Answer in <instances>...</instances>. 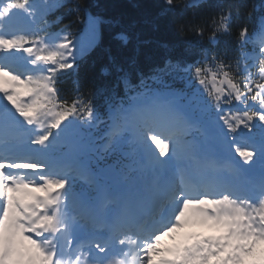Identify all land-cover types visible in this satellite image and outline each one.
Instances as JSON below:
<instances>
[{
    "label": "snow or ice",
    "instance_id": "snow-or-ice-1",
    "mask_svg": "<svg viewBox=\"0 0 264 264\" xmlns=\"http://www.w3.org/2000/svg\"><path fill=\"white\" fill-rule=\"evenodd\" d=\"M204 2L163 0L162 14ZM65 6L0 4V264H264V7L252 36L238 30L232 56H167L136 67V83L114 63L102 115L78 82L71 101L60 94L99 22L76 5L89 39L50 31L48 16ZM231 17H211L210 43L231 35ZM149 141L159 152L145 164ZM191 225L218 234L161 245Z\"/></svg>",
    "mask_w": 264,
    "mask_h": 264
},
{
    "label": "trees",
    "instance_id": "trees-1",
    "mask_svg": "<svg viewBox=\"0 0 264 264\" xmlns=\"http://www.w3.org/2000/svg\"><path fill=\"white\" fill-rule=\"evenodd\" d=\"M176 2L182 4L185 0ZM260 2L206 0L198 7L183 12L176 8L163 15L168 7L163 0H66L65 7L48 16L50 31L67 26L73 35H78L85 22V14L70 10L76 5L86 7L91 14L101 16L107 22L101 28V43L80 61L78 72L68 70L61 75L60 94L71 101L74 84L78 82L80 91L91 93L94 106L104 114L105 90L110 91L117 83L114 63L131 71L132 82L136 83V67L146 71L151 63L160 62L167 56L190 61L196 59L202 44L209 46L208 35L211 29L208 25L213 15L230 8L231 34L235 35L242 26L247 25L250 30L255 24L256 8ZM253 7L255 12L249 16V10ZM177 21H182L186 26L204 27V36L200 37L187 29L179 31ZM121 34L128 36L127 43L120 39ZM232 43L229 38H225L221 45L227 48Z\"/></svg>",
    "mask_w": 264,
    "mask_h": 264
},
{
    "label": "rangeland",
    "instance_id": "rangeland-1",
    "mask_svg": "<svg viewBox=\"0 0 264 264\" xmlns=\"http://www.w3.org/2000/svg\"><path fill=\"white\" fill-rule=\"evenodd\" d=\"M79 39H83V40H87V39H89V36L87 35V36H84V37H81V38H79ZM153 147V145L151 146V148L149 149V150H151V149H155V148H152ZM162 158V160H166V159H168V157H166V156H163V157H161ZM203 228H209V227H207V226H203ZM179 233V232H178ZM177 234V233H176Z\"/></svg>",
    "mask_w": 264,
    "mask_h": 264
}]
</instances>
